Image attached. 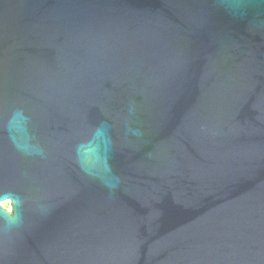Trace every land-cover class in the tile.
Segmentation results:
<instances>
[{"label":"water","instance_id":"1","mask_svg":"<svg viewBox=\"0 0 264 264\" xmlns=\"http://www.w3.org/2000/svg\"><path fill=\"white\" fill-rule=\"evenodd\" d=\"M0 264H264V0H0Z\"/></svg>","mask_w":264,"mask_h":264},{"label":"rangeland","instance_id":"2","mask_svg":"<svg viewBox=\"0 0 264 264\" xmlns=\"http://www.w3.org/2000/svg\"><path fill=\"white\" fill-rule=\"evenodd\" d=\"M4 206H5V207H7V205H6V204H4Z\"/></svg>","mask_w":264,"mask_h":264},{"label":"flooded vegetation","instance_id":"3","mask_svg":"<svg viewBox=\"0 0 264 264\" xmlns=\"http://www.w3.org/2000/svg\"><path fill=\"white\" fill-rule=\"evenodd\" d=\"M7 205V204H6ZM7 208H8V205H7Z\"/></svg>","mask_w":264,"mask_h":264}]
</instances>
